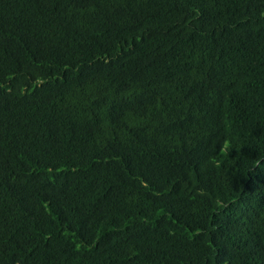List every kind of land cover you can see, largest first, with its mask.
<instances>
[{
    "label": "trees",
    "instance_id": "obj_1",
    "mask_svg": "<svg viewBox=\"0 0 264 264\" xmlns=\"http://www.w3.org/2000/svg\"><path fill=\"white\" fill-rule=\"evenodd\" d=\"M0 264H264V0H0Z\"/></svg>",
    "mask_w": 264,
    "mask_h": 264
}]
</instances>
